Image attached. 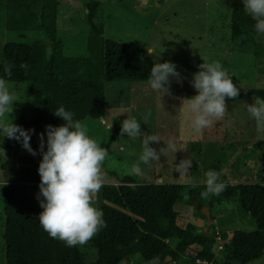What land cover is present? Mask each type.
I'll list each match as a JSON object with an SVG mask.
<instances>
[{"label":"trees","instance_id":"1","mask_svg":"<svg viewBox=\"0 0 264 264\" xmlns=\"http://www.w3.org/2000/svg\"><path fill=\"white\" fill-rule=\"evenodd\" d=\"M57 6V0H6L4 8V27L8 32L21 38L26 32L40 34L30 42H5L0 57V77L15 83L23 82L28 93L39 97L36 107L28 115L19 116L20 126L34 130L30 144L35 145H39L38 133L44 132L46 125L64 123L53 115L56 107L63 106L72 111L74 118L80 121L86 117L100 118L104 112L105 82L148 81L151 67L156 64L141 48L105 36L103 26L94 20L100 7L98 0L85 2L89 30L85 41L87 55H67L63 39L57 34ZM254 23L243 8V0H232L230 39L256 33ZM6 63L13 65L11 76L5 75ZM232 79L240 89L239 96L226 98V101L245 96L264 98V88L240 86L234 76ZM120 127V121L113 122L110 131L107 127V148L118 139ZM21 147L16 140L0 137V148L6 149L13 157ZM14 164L18 165L15 179L4 184L0 194L5 264H118L125 258L138 263L166 256L176 261L181 252L192 245L197 246L194 260L208 264H246L263 255V178L230 184L221 177L228 184L226 190L218 197L204 200L199 195L203 183L196 189H189L184 183L139 182L136 176L118 177L113 171L106 170L112 181L105 182L97 195V207L103 211L106 227L89 242L96 257L85 261L78 246L68 247L51 238L39 224L38 215L42 209L26 189L27 184L40 182L38 171L26 166H38V159L30 154L17 155L9 160V164L0 161V168L12 173ZM209 169L220 172L215 163ZM185 194L190 198L185 199ZM182 200L191 203L198 214H201L202 206L211 209L223 201L232 200L238 217L247 220L254 228L222 231L216 235L213 231L205 234L190 222L178 226L173 204ZM217 236L222 241L218 254L221 261L215 259L212 249Z\"/></svg>","mask_w":264,"mask_h":264},{"label":"rangeland","instance_id":"2","mask_svg":"<svg viewBox=\"0 0 264 264\" xmlns=\"http://www.w3.org/2000/svg\"><path fill=\"white\" fill-rule=\"evenodd\" d=\"M57 1V34L63 39L64 53L71 56H86L85 41L89 34L85 9L87 0ZM98 1L100 7L94 20L103 26L105 36L141 48L156 63L171 61L181 74L179 83L175 78H170V87L173 91L171 90V95L165 94L162 97L158 92L146 91L147 81L104 83L103 115L97 119L86 117L81 120L86 128V134L108 149L109 156L103 164V170L113 171L118 177L130 175V166L141 151L140 139L132 142L128 140L126 134L123 137L119 134L114 145L107 148L105 146L109 134L107 127L115 121L121 122L127 118V115L140 120L143 114L150 110L151 117L148 124L142 120L138 121L141 130L147 134L159 133L162 129L174 131L175 133H171L173 135L170 137H161L162 140L178 139L182 141L181 146H187V150H177L174 158L170 152L166 157L161 156L160 163L154 162L150 169L145 168L144 176H136L139 182L183 183L179 173L174 170V164L185 158L192 160L190 171L198 183L203 182L204 174L212 163L218 165L220 163L224 166L222 172L229 174L230 184L264 179L262 173L264 139L259 138L255 130V121L246 110V104L252 103L255 97L245 96L234 101H226L228 112L225 117L215 121L210 128L197 133H194L196 131L191 127L192 117L187 109V102L183 100L197 94L190 81L192 74L198 71V65L203 60L220 61L231 77L237 79L240 86L264 88V34L250 33L241 35L235 40L230 39L229 16L232 0ZM5 6L6 0H0V57L5 42H30L40 35L26 32L25 37L21 38L15 33L8 32L4 27ZM10 84L11 90L20 100L14 102L13 119V122L19 125V116L28 115L36 107L39 97L28 93L23 82L10 81ZM125 110L127 114H119ZM176 134L178 135L175 136ZM203 139L205 143L202 141L199 145V140ZM164 141L152 143V147L159 151L165 146ZM38 146L31 144L32 149L37 153L34 157L39 162L41 154ZM130 149H134L137 156H129ZM23 154L30 153L21 147L14 157ZM14 157L6 149L0 148V161L9 164V160ZM17 166V164L12 166V173L0 168V194L5 181L15 179ZM26 166L38 169V166ZM222 172L220 170V173ZM111 177L107 175L106 182L112 181ZM38 185L29 183L26 189L40 208L36 198L39 192ZM97 201L96 197V206ZM173 209L177 212L178 226L186 222H194L201 230L213 231L216 235L222 231L254 228L247 220L238 217L232 200L208 208V225L204 215L201 212L198 214L193 205L186 200L176 201ZM3 226V203L0 195V264H5ZM221 244L222 241L217 236L212 248L217 261L222 259L218 256L220 253L218 246ZM78 248L83 253L85 261H91L96 257V251L89 246V243ZM196 249V245L186 248L176 261L170 260L167 256L162 259L140 260L138 263L125 258L118 264H208L194 260ZM246 264H264V251L259 259Z\"/></svg>","mask_w":264,"mask_h":264},{"label":"clouds","instance_id":"3","mask_svg":"<svg viewBox=\"0 0 264 264\" xmlns=\"http://www.w3.org/2000/svg\"><path fill=\"white\" fill-rule=\"evenodd\" d=\"M243 8L255 22V32L264 34V0H243ZM12 67L7 63L4 65L6 76H11ZM170 78L181 82V74L175 64L171 61L157 62L151 67L146 91L158 92L161 97L171 95ZM190 83L197 94L183 100L187 102V109L192 117L191 127L196 132H203L215 121L223 119L228 112L226 98L235 99L240 92L228 70L218 60H203L198 65V71L192 74ZM11 89L10 81L0 77V137L16 140L35 156L36 150L30 144L34 130H26L13 122L14 102L20 100ZM246 110L255 121L259 138L264 139V98L256 97L252 103L246 104ZM122 113L127 114V110L119 114ZM53 115L61 118L64 123L58 126L48 124L44 132L38 133L41 160L37 169L40 182L36 198L42 209L38 215L39 224L51 238L64 242L66 246L83 247L106 227L103 211L95 205V200L106 182L107 174L103 170V164L109 152L86 134V128L80 120L74 118L72 111L60 106L55 108ZM150 117L149 110L140 120L127 115L121 121V137L126 134L128 140L135 142L140 139L141 142L138 156L134 149L128 152L129 156H137L130 166L129 174L133 176H144L145 168L150 169L154 162L160 163V157H166L169 152L174 158L177 150H187L186 145L181 146L174 140L164 141L159 135L143 132L138 121L148 124ZM111 127L112 123L109 131ZM160 141H164L165 146L157 151L152 143ZM174 165V170L189 189L200 187L190 171L191 159H182ZM6 183L7 180L4 184ZM202 183L203 190L199 195L204 200L220 196L228 187L221 178V173L215 169L205 172ZM189 198L185 194V199Z\"/></svg>","mask_w":264,"mask_h":264},{"label":"crops","instance_id":"4","mask_svg":"<svg viewBox=\"0 0 264 264\" xmlns=\"http://www.w3.org/2000/svg\"><path fill=\"white\" fill-rule=\"evenodd\" d=\"M153 131H154V129H153ZM171 133H175L174 131H164V129H162V130H160V132L158 133V132H155V134L156 135H159L160 137H170V136H172L173 134H171ZM194 133H197V132H194ZM178 134H176L175 136H177ZM205 139H203V140H199V145H200V142H204L205 143V141H204ZM174 141H176L178 144H180L182 141H180V140H174ZM153 143H155V142H153ZM204 147H206V145L204 146ZM203 147V148H204ZM165 158V157H164ZM219 165H220V170H221V172H222V170H223V167L224 166H221V164L219 163ZM221 176H224L225 177V180H226V182H231V180L229 179V174L227 175V174H224L223 172L221 173ZM161 179L159 178L158 179V181H160ZM147 183H155V182H147ZM192 224H194V222H192ZM195 225V224H194Z\"/></svg>","mask_w":264,"mask_h":264},{"label":"water","instance_id":"5","mask_svg":"<svg viewBox=\"0 0 264 264\" xmlns=\"http://www.w3.org/2000/svg\"><path fill=\"white\" fill-rule=\"evenodd\" d=\"M200 212L205 216L206 220H207V225L209 224V212H208V208L207 206H202L200 208ZM207 228V227H206ZM204 233L206 234L207 232L204 231Z\"/></svg>","mask_w":264,"mask_h":264},{"label":"built area","instance_id":"6","mask_svg":"<svg viewBox=\"0 0 264 264\" xmlns=\"http://www.w3.org/2000/svg\"><path fill=\"white\" fill-rule=\"evenodd\" d=\"M220 247H221V246L219 245V246H218V249H220Z\"/></svg>","mask_w":264,"mask_h":264}]
</instances>
